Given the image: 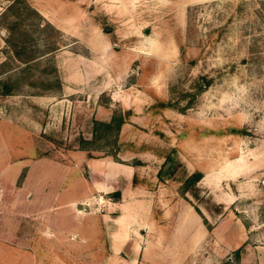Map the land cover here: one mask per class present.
Masks as SVG:
<instances>
[{"label": "rangeland", "instance_id": "rangeland-1", "mask_svg": "<svg viewBox=\"0 0 264 264\" xmlns=\"http://www.w3.org/2000/svg\"><path fill=\"white\" fill-rule=\"evenodd\" d=\"M11 1L0 0V84H11L0 90V229L15 213L16 236H0L1 259L264 264V0ZM8 36L26 45L18 55ZM125 108L116 134L93 138L92 119ZM171 147L182 167L159 180ZM41 155L63 161V195L80 208L40 216L24 203V165ZM87 157L140 160L136 183L122 199L92 187ZM193 170L196 197L179 192ZM117 214L127 220L112 228Z\"/></svg>", "mask_w": 264, "mask_h": 264}, {"label": "crops", "instance_id": "crops-1", "mask_svg": "<svg viewBox=\"0 0 264 264\" xmlns=\"http://www.w3.org/2000/svg\"><path fill=\"white\" fill-rule=\"evenodd\" d=\"M105 118V117H104ZM123 125V124H122ZM85 164L89 169L91 175V185L92 187H99V189H110L109 187H118L120 189L121 199L123 198V193L132 189L133 184L131 183V177L134 172V165L132 163H123L114 159H104V158H84ZM159 167V165H158ZM20 167L14 168V173L19 171ZM156 173V172H155ZM100 177L101 180L98 179ZM64 164L62 160L53 159L46 155H41L37 159H31L29 163L24 165V175H23V189H24V203L32 205L36 204L42 216V213L48 208V206H58L62 207L70 202L77 203L80 202L82 198L78 197L76 194H69L67 196L63 195L64 192ZM75 185V184H74ZM109 191V190H108ZM85 198V197H84ZM18 199H13L9 202V206L16 205ZM122 202H118L121 205ZM35 209H31L34 211ZM3 213V212H2ZM33 212H29L31 215ZM5 214V213H3ZM8 226L7 229L3 226L0 229V236L4 234L5 231L8 236L15 237V228L12 224L16 220V214L11 212H6ZM30 217V216H29ZM123 217V220H127L125 216L117 214L115 216L109 215V226L112 224L119 226L118 219ZM0 218H5L0 214ZM1 220V219H0ZM113 228V227H112ZM143 231V229H142ZM26 236V234H25ZM10 245L13 243L9 240ZM30 243V241H29ZM27 243L23 250L25 252H32L30 244ZM1 244V243H0ZM3 245H5L2 242ZM0 246V252L2 249L10 248L9 243L5 246ZM0 264H10L8 260H2L0 257Z\"/></svg>", "mask_w": 264, "mask_h": 264}, {"label": "trees", "instance_id": "trees-1", "mask_svg": "<svg viewBox=\"0 0 264 264\" xmlns=\"http://www.w3.org/2000/svg\"><path fill=\"white\" fill-rule=\"evenodd\" d=\"M17 0H12L8 5L7 8H11ZM6 41L11 46V51H13L14 55H18L19 51L24 49L26 45L24 43L20 44V49L14 48V44L12 43L10 36L6 38ZM33 58H25L22 59V62L26 63ZM207 84V81H204V85ZM202 84L198 82V86ZM0 90L3 94L11 93V84L8 81H4L0 84ZM162 103V102H161ZM162 106H166L167 104L162 103ZM132 114V110L130 108H125L121 110H114L107 120H100V119H92L91 125V133L93 134V138H99L102 135L106 134H116L119 130L121 124L128 121L129 116ZM231 132H240L241 130L238 128H230ZM115 140V139H114ZM78 141L80 143H85L87 140L83 137H78ZM85 148V146H82ZM174 148H169L168 151L163 154V160L156 171V176L159 180H162L164 177H174L176 172L180 167H182L181 162L175 157L174 155ZM88 156H92L91 154H87ZM140 163V160L134 159L132 164ZM202 173L199 170H193L190 172L182 171V175L178 176L180 180L179 192L184 194L185 192L189 193L191 196L196 197L198 193V186L197 182L200 179ZM131 183L134 185L136 183V176L133 173L131 177ZM194 209L198 212V208L194 206ZM203 221L204 218L202 217ZM243 244L241 243L237 246L234 250V256L238 258L240 256V252L243 250Z\"/></svg>", "mask_w": 264, "mask_h": 264}, {"label": "water", "instance_id": "water-1", "mask_svg": "<svg viewBox=\"0 0 264 264\" xmlns=\"http://www.w3.org/2000/svg\"><path fill=\"white\" fill-rule=\"evenodd\" d=\"M113 195H114V193H113ZM75 206H76V208H80V207H81V203H80V202H77V203L75 204Z\"/></svg>", "mask_w": 264, "mask_h": 264}, {"label": "bare ground", "instance_id": "bare-ground-1", "mask_svg": "<svg viewBox=\"0 0 264 264\" xmlns=\"http://www.w3.org/2000/svg\"><path fill=\"white\" fill-rule=\"evenodd\" d=\"M80 210V209H79Z\"/></svg>", "mask_w": 264, "mask_h": 264}]
</instances>
